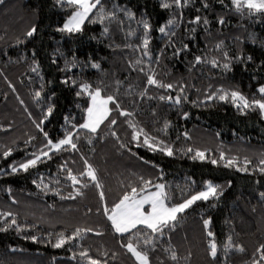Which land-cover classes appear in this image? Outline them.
Masks as SVG:
<instances>
[{"label":"trees","instance_id":"obj_1","mask_svg":"<svg viewBox=\"0 0 264 264\" xmlns=\"http://www.w3.org/2000/svg\"><path fill=\"white\" fill-rule=\"evenodd\" d=\"M204 2L205 0H189L179 10L183 12V22L174 29L176 35L172 39L177 42V46L181 42L189 44V50L178 57L171 56L172 49L167 47L168 39L157 29L173 15L179 19V13L175 8L162 9L161 0H104L106 8L116 4L135 14L131 28L136 35L127 41L125 32L117 30L115 24L110 26V34L106 37L100 35L101 25L87 21L80 33L58 31L71 9L57 5L56 0H5V4L0 5V123L12 122L14 125L7 134L0 131V143L12 138L23 141L26 133L37 136L33 144L43 140L28 119L24 105H20L3 79L7 75L16 85L20 98L35 116L31 95L32 89L40 81L37 73L31 71L33 51L40 66L38 73L44 77L45 91L49 94L56 93L53 97L56 109L50 121L45 122V130L56 138L61 132L60 126L65 114L80 120L84 98L76 97L74 89L60 83L61 76L65 74L61 71L64 60L74 55L78 64L69 75L94 84L103 81L100 86L109 93L117 94L123 107L133 111L134 120L152 135H158L160 139L174 145V155L167 156L158 150L152 151L142 143L129 145L132 153L117 151L116 142L110 135L102 140H94L92 145L82 138L80 151L99 169L109 200L115 199L119 193L120 182L128 180L133 174H144L146 177L151 176L154 183H165L176 201L186 195L187 190H200L206 180L223 186L218 199L197 201L180 215L176 228L168 234L171 239L166 235L157 241L156 249L150 252L152 264H212L207 254L208 237L202 224V218L209 216L212 220L208 230L215 233L216 242L220 246L215 264H246L256 246L264 243V198L259 196L260 192H264V174L258 171L240 172L236 167H226L223 162L216 165L211 163V159L219 161V153L223 151L226 158L237 157L241 166L244 157L252 160L253 165L257 164L264 156V116L258 110L241 112L231 103L218 100L206 102L205 106L191 103L197 96L203 98L204 89L209 84L213 88L222 84L225 89L239 90L250 99L254 95L259 98L258 86L264 84V64L261 63L264 61V16H249L247 13L241 15L234 10L230 0H206L207 8L203 7ZM118 15L128 23L123 12ZM195 15L206 17L209 25L201 23L195 26V32H191L189 29L192 25L187 22ZM221 16L224 18L223 24L218 23ZM142 18L152 25L149 48L153 56L161 50L165 52L159 65L153 64L157 79L164 83L188 86L185 88L188 99H182L180 105L158 99L160 95L174 97L177 94L175 87L166 90L149 86L148 96L140 99L136 95L144 87L146 78L143 73L131 70L127 64L128 60H134L139 55L138 50L134 52L124 48L123 44L139 43L137 37L141 32L136 21ZM33 24L36 25L37 32L25 39L23 34ZM205 27L208 29L207 33ZM17 37L22 43H16ZM221 41L223 49L230 56L242 53L244 57L251 55L253 59L233 61L231 70L227 72L213 68L210 64L194 68L191 66L194 55L205 53L207 59L218 56L214 49ZM110 44L121 47H109ZM53 58L56 63L52 62ZM89 58L99 63L101 68L86 66ZM29 77L32 79L29 80ZM117 80L120 81L119 85L115 83ZM47 81H51V84ZM129 85L132 86V95L128 94ZM197 89L200 91L197 92ZM5 92L8 93L6 100L3 96ZM77 104L81 107L78 108ZM185 111L189 113L187 118L182 117V112ZM124 119H118L117 131L127 143L128 130ZM165 119L171 121L166 133L159 131ZM184 131L189 132L190 139L183 137ZM189 146L206 150L208 158L203 161L191 159L194 153L186 152ZM181 148L185 151H180ZM31 150L30 146L27 151ZM25 151L21 143L20 149L12 156L0 158V168L7 170L12 161L22 160ZM65 160L73 171L82 166L79 154L58 153L51 160L30 169L28 173L0 175V210L12 211L17 214L18 223L32 226L20 232L12 228L0 231V264H76L71 259L69 245L62 248L52 246L56 235L61 231H70L72 226H87L102 233H87L79 241L84 247L91 249L90 255L107 259L108 264H135L134 258L119 247L118 234L113 233L106 218L95 212V208L99 206L95 190L89 189L84 198L70 201L61 200L51 193L42 195L31 183L38 174H44L45 183H48V177L52 175L53 180L57 177L61 179L62 183L57 187L66 192L68 188L63 183L64 175L57 171L58 165ZM153 165H159V168ZM160 170L164 173L162 178L159 177ZM228 181H231L230 185L227 184ZM8 187L12 189L11 194L5 191ZM13 196L15 203L12 201ZM86 207L93 208V213L86 214ZM2 227L3 223L0 222V228ZM30 234L36 235L37 241L24 238ZM229 235L234 244L243 245L244 252L235 248H230L227 252L223 250ZM49 239L51 242H46ZM165 249L176 251L177 260L173 261ZM72 250L78 249L73 247ZM104 252L109 255L104 257ZM112 252L118 253L115 259Z\"/></svg>","mask_w":264,"mask_h":264},{"label":"snow or ice","instance_id":"obj_2","mask_svg":"<svg viewBox=\"0 0 264 264\" xmlns=\"http://www.w3.org/2000/svg\"><path fill=\"white\" fill-rule=\"evenodd\" d=\"M189 0H161L160 7L162 9L178 10L179 19L176 15L166 21V24L158 27L157 31L163 34L168 39L167 47L172 49L171 56L178 57L182 53L189 50V44L180 43L177 46V42L172 38L176 35L174 29L179 27V23L183 22V12L179 11L183 9ZM222 2V0H221ZM234 10L241 15L247 13L252 16L258 14L264 16V0H230ZM5 0H0V5H4ZM56 4L61 7H68L71 9V13L64 20L62 26L58 29L60 32L80 33L84 30L86 21L93 24H99L102 26L100 35L102 37L109 36L110 26L115 24L116 29L125 32V40L136 35L135 31L131 28V21L135 18V14L130 10L120 8L118 5L113 4L111 8H106L104 0H56ZM204 8L208 7L205 0L203 4ZM123 12L128 23L126 24L124 19H121L118 13ZM192 25L189 29L191 32H195L196 25L203 24L209 25V21L206 17L201 15H195L187 22ZM219 24L224 23V18L221 16L218 19ZM137 27L140 29L141 35L137 37L139 43H124L123 47L132 49L134 52L138 50L139 55L134 60H128L127 64L133 71H139L145 75V84L142 90L136 95L140 99L148 96V87L155 86L160 89L171 90L176 88L177 94L172 95H160L158 99L160 101H169L174 105H180L182 99L187 101L188 97L185 93V88L188 87L185 84L164 83L157 79L153 64L157 66L160 63L161 57L164 56V50H161L153 56V52L149 48L150 44V32L152 25L147 19H140L136 21ZM205 32L208 29L205 27ZM37 32V27L33 24L23 34L24 38L32 37ZM194 39V37H193ZM16 43H22L19 37L16 38ZM223 42H219L215 45V51L219 54L213 56L211 59L206 58V54L194 55L191 61V66L194 68L198 65L210 64L213 68L221 69L223 72L231 70V64L233 61H241L246 59L251 61L253 58L251 55L244 57L242 53L235 55H229L227 50L222 47ZM109 47L119 48L120 45L110 44ZM63 55V54H61ZM33 61L31 71L37 73L40 81L39 85L32 89L31 101L36 110V115H33L32 111L28 110V106L25 105V101L20 98L19 93L16 91V85L8 79L7 75H4L3 79L7 83V87L11 92L16 95L20 105H24V111L27 114L28 119L31 121L36 133L43 137V140L38 144H33L36 141L37 136L26 133V139L20 141L19 138H12L3 143H0V158H8L12 156L14 152L20 149L21 143L24 146L25 157L20 161H12L8 164L7 170L0 168V175H12L17 173H28L30 169L37 168L41 163H45L51 160L52 157L58 153H76L79 154L82 161V166L79 170L73 171L72 167L68 166V161L60 163L57 167L59 173H63V183L67 186L66 192L61 191L57 185L62 183L59 177L53 180V176L49 175L48 183H45L44 174H38L37 178L32 179L31 183L40 190V194L48 195L49 193L54 196H58L61 200L75 201L77 198H84L89 189L96 191L99 200V206L95 208L97 214H102L109 222V226L114 234H118L117 243L119 247L126 253L130 254L134 258L135 264H152L150 259V252L154 251L157 246V241L162 240L166 235L170 240L171 236L168 235L176 228L179 217L184 214L186 210L191 208L197 201H209L211 199H218L223 192V186L215 184L212 180H206L203 182V187L200 190H187L186 195H182L181 198L176 201L169 192L168 186L163 182H153L151 176L144 174H133L131 178L126 181L120 182V191L116 195L115 199L109 200L106 196L105 184L103 183L99 169L94 166L92 162L80 151V141L85 139L89 145L93 144L94 140H102L105 136H111L114 138L117 151L126 150L132 153L131 144H143L149 147L152 151H160L167 156L174 155V145L168 143L164 139H160L158 135H152L146 130L138 121L132 117L133 111L123 107L118 95L115 93H109L105 91L100 84L103 81L97 83L90 82L88 80L81 79L79 77L73 78L69 73L77 66L78 61L73 55L70 59L64 60V68L61 69L65 73L60 78V83L74 89V94L78 98H84V106L82 107V115L80 120H77L75 116L65 114L63 117V124L61 132L58 137L53 138L49 135V132L45 130V122L50 121L56 105L53 102V97L56 93L50 94L45 91L44 77L38 73L39 63L35 60V51L32 52ZM22 59L25 57H21ZM53 63L56 60L53 58ZM85 63V62H79ZM264 64V61L261 62ZM86 66L100 69L101 66L96 61L91 60L86 62ZM83 68H81V72ZM32 77H29L31 80ZM51 84V81H47ZM117 85L120 81H115ZM194 87V86H193ZM118 92V89L116 90ZM197 92L200 90L197 89ZM259 98L254 95L251 99L244 95L241 91L235 89H225L224 85H219L213 88L209 84L204 89L203 98L197 96L191 103L195 106H205L206 102L218 100L223 102H229L239 111L244 112L246 110H258L259 113L264 116V84L258 86ZM181 93H184L182 96ZM129 95H132V86L129 85ZM5 100L8 93H3ZM151 99L152 97H148ZM135 103V101H133ZM80 108L81 105L77 104ZM153 115H155V109H153ZM188 112H182V117L187 118ZM125 118L124 124L128 130V142L125 143L121 139L120 133L117 131L118 119ZM171 121L165 119L162 122V126L159 129L160 132L166 133ZM14 127L12 122L0 123V131L7 134ZM183 137L190 139L188 131L182 133ZM218 135V133H217ZM180 137L178 136L177 139ZM31 146L32 150L27 151ZM180 151H185L181 148ZM187 153H194L190 158L193 160L199 159L201 161L207 159L206 150L199 148L193 149L191 146L187 147ZM134 155V153H133ZM143 160V157H140ZM223 162L226 167H236L240 172H252L258 171L264 174V156H262L258 163L253 165L252 160L247 157L243 158L242 165L237 157L226 158L223 151L219 153V161L217 159H211L213 165ZM74 164L75 161H72ZM151 163V162H145ZM253 165L252 167H249ZM155 168H159V165H153ZM163 171L160 170L159 177L162 178ZM258 182V181H257ZM194 184L195 181H190ZM228 185L231 181L227 182ZM5 191L11 194L12 189L8 187ZM259 196L264 198V192H260ZM13 203L16 202L15 197H12ZM93 208L86 207V214H92ZM212 218H202V224L206 230L208 237L207 254L210 257L212 264H215L217 258L218 248L220 247L215 239V233L209 229ZM0 222L3 223V227L0 231H8L10 228L17 232L31 225H25L17 222V214L12 211L0 210ZM96 232L97 235H101L99 231L91 227L72 226L71 230H65L58 233L55 237V243L52 245L55 248H62L65 245H69L68 250L71 252V259L76 261V264H108L107 259L96 258L90 255L91 249L84 247L79 243L87 233ZM51 237V233L49 234ZM25 239L37 241L36 235H26ZM46 242H51L49 239ZM73 247L77 248V251H73ZM230 248H235L240 252H244L245 249L241 244H234L232 236L227 237V241L223 245V250L227 252ZM15 249H13L14 251ZM170 254L173 261L177 260V253L174 250L165 249ZM108 252H104L103 256L107 257ZM112 257L118 255L116 252H112ZM246 264H264V243H259L255 250L251 254V258Z\"/></svg>","mask_w":264,"mask_h":264},{"label":"rangeland","instance_id":"obj_3","mask_svg":"<svg viewBox=\"0 0 264 264\" xmlns=\"http://www.w3.org/2000/svg\"><path fill=\"white\" fill-rule=\"evenodd\" d=\"M70 13H71V12H70ZM70 13H69V14H70Z\"/></svg>","mask_w":264,"mask_h":264}]
</instances>
